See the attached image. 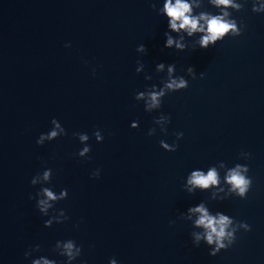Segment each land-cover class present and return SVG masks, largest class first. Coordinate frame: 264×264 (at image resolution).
<instances>
[{
  "label": "water",
  "instance_id": "obj_1",
  "mask_svg": "<svg viewBox=\"0 0 264 264\" xmlns=\"http://www.w3.org/2000/svg\"><path fill=\"white\" fill-rule=\"evenodd\" d=\"M150 2L0 0V264H30L40 255L63 264L51 249L66 239L82 246L72 264H108L109 258L117 264H264V13H253L248 0L233 13L245 25L240 36L176 51L163 47L167 20ZM205 7L217 11L206 0ZM139 44L146 52L136 51ZM137 60L144 64L140 73ZM159 62L175 63L174 74L185 76L188 87L145 112L134 95L160 86ZM188 66L195 79L186 75ZM161 113L170 117L165 133L153 123ZM53 117L67 135L37 145ZM133 120L138 128L130 127ZM97 129L102 142L92 135ZM73 132L88 134L86 157L76 155L83 144ZM176 132H183L179 140ZM161 139L175 141L176 150L165 151ZM242 151L248 159L240 158ZM218 161L248 165L253 184L246 199L183 190L191 170L206 171ZM45 168L52 177L43 186L68 190L49 216L64 209L69 219L50 227L28 198L42 186L31 178ZM200 201L251 230L240 229L230 248L210 256L203 241L192 244L191 222L179 218ZM35 244L41 250L26 259Z\"/></svg>",
  "mask_w": 264,
  "mask_h": 264
},
{
  "label": "clouds",
  "instance_id": "obj_2",
  "mask_svg": "<svg viewBox=\"0 0 264 264\" xmlns=\"http://www.w3.org/2000/svg\"><path fill=\"white\" fill-rule=\"evenodd\" d=\"M248 0H206V4L215 8L217 11L213 13L205 7V0H162V6L157 7V3L150 2V7L156 11L158 15H162L167 20V30L163 33L164 48L174 49L176 51H184L188 47L207 49L214 46L218 41L225 37H238L245 28L243 21H238L234 16V12H240L244 9L245 3ZM251 11L253 13H264V0H250ZM175 33V35H173ZM194 39H186L193 38ZM64 47H70L65 44ZM137 52H146L144 44H139L136 48ZM136 73L144 70V64L136 61ZM157 73L164 72L165 76L161 79L160 86L152 84L146 86L143 91H137L134 95L136 101H143L144 111L152 112L161 108L163 98L171 92L180 91L188 87V80L183 75H175V63L165 64L159 62L155 64ZM187 76L196 78V72L192 66H188L185 70ZM95 69H93V75ZM203 77L204 73L199 74ZM145 80H151L152 76L145 74ZM170 117L164 113L154 117L153 123L159 126L160 131H167L166 125L169 123ZM52 127L46 133H41L36 144L42 145L45 141L54 140L60 136L67 135L65 128L60 122L53 117L50 121ZM131 128H138L139 121L133 120L130 123ZM156 128L148 129L147 135H154ZM73 136L83 144L76 153L79 157H86L91 151V146L86 142L89 136L84 132H73ZM92 135L97 142H102L104 137L99 129L93 131ZM175 136L179 140L183 136V132H176ZM159 146L165 151H175L177 144L174 141L172 144L161 139L158 141ZM250 156L247 152H241V159H248ZM220 170L224 171L221 178ZM249 167L247 164L235 163L231 167H227L224 161H218L214 165L208 166L207 170L193 169L185 177L182 185L183 190L189 194H193L196 190L209 191V199L223 200L229 196L246 199L249 190L253 184V178L248 175ZM100 169L92 171L93 178L99 177ZM52 169L45 168L42 172L34 175L30 184L35 186L42 185L35 193V197L29 193V199L35 198V207L43 216H48L44 220V227H50L53 222L62 223L69 219L64 209L55 210V215L49 216V210L54 209L56 202L66 199L68 190L62 188L58 193L53 191L51 187L43 186L51 181ZM222 194V195H221ZM180 219L190 221L193 230L190 232L192 244L199 246L203 241L208 246V254L215 256L221 250H227L236 241V233L243 229L250 231L251 226L244 221H237L233 217L225 214L222 211L212 212L207 207L204 201L190 205L187 209L180 213ZM172 223V222H170ZM199 229V230H197ZM41 246L39 244L32 245L24 252L26 259L32 257L33 252H39ZM52 252L57 256L64 257L63 264H72L78 257L81 256L82 246L78 245L73 239L57 240L53 245ZM30 264H57L55 259L40 255L31 258ZM83 264V262H81ZM108 264H117L115 258H109Z\"/></svg>",
  "mask_w": 264,
  "mask_h": 264
}]
</instances>
